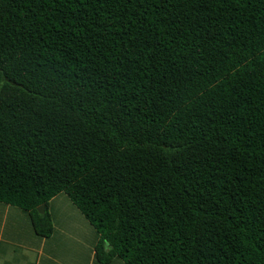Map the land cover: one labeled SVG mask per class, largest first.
Segmentation results:
<instances>
[{"label": "trees", "instance_id": "trees-1", "mask_svg": "<svg viewBox=\"0 0 264 264\" xmlns=\"http://www.w3.org/2000/svg\"><path fill=\"white\" fill-rule=\"evenodd\" d=\"M60 193L102 264H264V0H0V201Z\"/></svg>", "mask_w": 264, "mask_h": 264}, {"label": "crops", "instance_id": "crops-1", "mask_svg": "<svg viewBox=\"0 0 264 264\" xmlns=\"http://www.w3.org/2000/svg\"><path fill=\"white\" fill-rule=\"evenodd\" d=\"M46 209L54 226L50 237L36 233L27 211L0 201V264H102L96 258L101 235L67 194Z\"/></svg>", "mask_w": 264, "mask_h": 264}, {"label": "water", "instance_id": "water-1", "mask_svg": "<svg viewBox=\"0 0 264 264\" xmlns=\"http://www.w3.org/2000/svg\"><path fill=\"white\" fill-rule=\"evenodd\" d=\"M45 211H46V206H45V205H42V206H40V207L38 208V212H39L40 214H44Z\"/></svg>", "mask_w": 264, "mask_h": 264}]
</instances>
